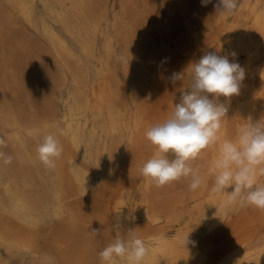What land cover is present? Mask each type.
<instances>
[{
    "label": "bare ground",
    "instance_id": "bare-ground-1",
    "mask_svg": "<svg viewBox=\"0 0 264 264\" xmlns=\"http://www.w3.org/2000/svg\"><path fill=\"white\" fill-rule=\"evenodd\" d=\"M243 10L248 14L243 23L228 26L226 14L220 13L217 19L203 23L199 31L201 36L207 35L214 29L216 32L219 31L213 41L217 39L221 48H227L226 56H229V60H236L245 69V79L241 84L240 94L231 98L228 119L224 121L220 133L221 139H234L245 120L255 121L264 115V6L260 10L259 6L250 8L249 5H245ZM81 20L80 17L70 18L67 15L61 17V23L80 40L85 51L93 55L96 52L94 28L88 23L87 32L79 29L76 24ZM163 25L168 29L170 21L165 20ZM187 25L192 30H196V25L192 22L187 21ZM156 28L160 27L156 26ZM45 34L56 54L64 53L70 58H76V54L66 40L56 31L46 29ZM112 44V40L108 42L107 59L102 61V73L105 75L114 72L116 67ZM233 52L237 54L236 57L230 55ZM131 54L127 69L134 67L136 73L129 84L134 90H139L150 98L158 91L156 80L148 69L140 66L137 57L134 58L132 56L134 54ZM163 57L161 55V58ZM151 63L156 64L157 58L153 57ZM64 67L73 75V81L80 90L83 100L66 115L68 124L60 141L63 151L61 157L55 161V167L49 169L44 166L38 158L37 148L28 145L26 134L21 130H16L12 134L18 148L23 151L18 170L9 172L10 175L6 178L10 163H3L0 166V183L9 201V204H6L0 200V206L5 213L13 216H9L6 221L0 218V249L7 257L3 261L0 260V264H10V258L19 255L31 256L33 260H47L49 255L45 254V249L49 247L38 241L40 233L37 234V230L47 221L60 219L70 203L81 197H91L97 184L96 179L105 189L110 188L109 181L114 176L120 175L126 167L129 152L134 153V163L128 169L122 187L126 191L136 189L141 194L139 215L142 218L155 224L163 219L173 220L175 211L180 210L182 206L176 202H168L171 204V209L166 211L164 198L169 199L172 192L180 189L190 195L194 204L189 221L174 237L160 234L146 242L150 246V252L144 264H264V212L252 207L225 208L226 194L212 190L213 166L218 155L216 147H209L201 153L198 160L193 162V166H199L205 175V183L199 189L189 191L187 180L156 187L151 180L141 176L139 169L154 153V148L146 139V130L159 122L150 123L144 120L135 107L134 100H125L121 92L116 89L113 90L109 105L100 102L92 110L91 98L86 94L80 72L73 71L68 66ZM190 78L191 70H187L184 80L180 81L177 99L182 88H187L189 85ZM220 99L224 100L223 97ZM143 111L145 114L148 113L144 108ZM129 143L131 146L128 147ZM43 179H46L43 186L39 185L38 181ZM261 179L264 182V178ZM27 188L31 190L32 196L26 194ZM43 189L47 192L46 196L42 192ZM100 198L105 201L106 207L102 212L93 215L88 230L92 231L97 225L105 232L110 226H120V233L123 234V231L129 229L125 225L127 220L123 221V217L116 211L117 205L111 199L112 196L104 195ZM182 215H184L183 211L178 218L176 217L175 223H180ZM188 233L189 239L196 242L195 246L183 245L181 237ZM70 234L67 236L69 239L82 235L76 229ZM70 245L64 248L67 252L81 251L76 246ZM104 247H96L93 251L97 264H100L98 253ZM64 264H84V262L81 261L80 256L78 259L68 258Z\"/></svg>",
    "mask_w": 264,
    "mask_h": 264
},
{
    "label": "rangeland",
    "instance_id": "rangeland-1",
    "mask_svg": "<svg viewBox=\"0 0 264 264\" xmlns=\"http://www.w3.org/2000/svg\"><path fill=\"white\" fill-rule=\"evenodd\" d=\"M237 2L238 8L235 11L223 12L227 16L228 26L243 23L247 19V11L243 10L245 5L250 8L259 6L260 10L264 6V0ZM217 3L218 0H212L204 6L201 0H0V137L5 140V146L0 147V152L4 153V157H0V166L5 157L12 158L6 178L18 170L23 154L12 137L14 131L24 132L26 142L34 148L48 134H55L60 142L62 135L58 129L65 130L68 124L66 115L83 100L73 81V75L64 66L80 72L86 94L91 98L92 110L100 102L109 105L113 90L116 89L125 100H134V105L144 120L150 123L164 122L173 112V105L179 100L177 97L180 81L172 84V74L186 72L190 63L198 61L207 52L218 51V55H226L227 48H221L217 39L213 41L219 31L211 30L205 36L199 34L203 23L217 19L222 13L215 7ZM64 15L70 18L80 17L82 20L76 25L84 32L88 31V23L92 25L95 32V54L87 53L80 40L61 23ZM165 20L170 21L168 29L163 25ZM187 21L196 25V30H192ZM46 29H52L61 35L76 54V58H70L64 53L56 54L45 34ZM111 40L115 59L120 56L123 60L116 59L114 72L105 75L102 73V61L107 59L106 46ZM130 54L137 57L140 66L148 69L155 78L158 91L154 96L149 98L130 86L129 83L136 73L134 67L127 69ZM161 55L164 57L161 58ZM153 57L157 58L156 64L151 63ZM143 108L148 113L145 114ZM133 163L134 153L129 152L126 167L120 175L109 181L110 188L105 189L96 179L97 184L91 197H81L70 203L60 219L47 221L37 230V234L40 233L38 241L49 247L45 249V254L49 255L47 260H33L31 256L19 255L11 257L10 264H64L66 259H78L80 256L84 264H97L98 261L93 255L94 249L106 246L113 240L116 232H120L118 226H110L104 232L96 225L92 229L102 231L98 236H93L88 230L93 215L102 212L106 207L105 201L100 198L104 195L112 196L111 199L117 205L116 211L123 217V221L127 220L125 225L137 228L138 235L145 242L160 234L174 237L190 219V212L194 208L190 195L180 189L172 192L169 199L164 198L166 211L171 209L168 202H176L182 208L175 211L173 220L163 219L152 224L150 220L139 215L142 199L139 191H126L122 187ZM43 180L38 181L39 185L43 186L46 179ZM26 191L27 195L32 196L29 188ZM42 192L46 196L45 189ZM0 200L9 204L1 183ZM181 210L184 214L180 218L181 224L175 223L174 220L180 216ZM9 216L13 217L0 206V218L6 221ZM73 229L79 230L83 236L67 238ZM68 244L81 251L67 252L65 249ZM0 252V260L3 261L7 258L6 253L2 249Z\"/></svg>",
    "mask_w": 264,
    "mask_h": 264
},
{
    "label": "clouds",
    "instance_id": "clouds-1",
    "mask_svg": "<svg viewBox=\"0 0 264 264\" xmlns=\"http://www.w3.org/2000/svg\"><path fill=\"white\" fill-rule=\"evenodd\" d=\"M211 2L201 0L204 6ZM215 7L222 13H231L238 8V2L218 0ZM230 55L236 57L237 54ZM116 59L120 61L123 57ZM189 69L190 83L182 88L169 118L146 130V139L154 153L139 169L141 176L158 188L187 180L189 191H195L205 183V175L199 166H193V162L209 147H216L218 155L213 166L212 190L226 194L225 208L252 207L264 212V182L261 179L264 178V115L255 121L245 120L234 139H221L220 136L223 123L228 119L231 98L240 94L245 69L236 60L230 61L228 56L211 51L190 63ZM184 78L185 72H174L170 80L175 84ZM58 131L63 134V129ZM2 146L5 140L0 137ZM36 151L44 166L52 169L63 148L55 134H48ZM0 157H4L3 152ZM11 159L5 157L3 163L8 164ZM100 232L98 229L91 231L92 235ZM181 240L185 247L196 245L189 239V233ZM149 252L150 246L138 235L137 228H129L123 234L116 232L98 255L100 264H144Z\"/></svg>",
    "mask_w": 264,
    "mask_h": 264
}]
</instances>
